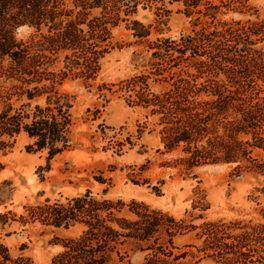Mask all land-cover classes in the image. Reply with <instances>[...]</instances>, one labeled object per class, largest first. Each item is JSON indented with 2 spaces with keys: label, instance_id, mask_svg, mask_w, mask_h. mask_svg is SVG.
I'll list each match as a JSON object with an SVG mask.
<instances>
[{
  "label": "trees",
  "instance_id": "1",
  "mask_svg": "<svg viewBox=\"0 0 264 264\" xmlns=\"http://www.w3.org/2000/svg\"><path fill=\"white\" fill-rule=\"evenodd\" d=\"M181 1L188 15L214 17L209 10L216 6L200 9L202 0ZM139 2L0 0V154L13 147L20 133L30 139L27 151H46L48 160L76 146L75 95L60 87L71 75L84 80L96 75L99 59L112 47V28L128 20ZM133 22L134 36L149 35L150 24ZM19 26L31 27L34 33L26 40L17 39ZM220 26L181 37L182 49L168 38L151 44L157 60L188 50L196 69L186 73L189 78L173 79L162 92L152 91L144 74L125 83L134 91L131 101L158 116L165 151L180 149L176 163L185 169L229 164L237 176L264 175V82L249 80L255 71H264V51L253 47L264 40V19ZM152 64L154 72L159 71V61ZM221 72L224 78H218ZM200 74L206 78L198 83ZM95 180L105 182L102 177ZM8 213L0 214L1 223ZM30 221L65 229L77 223L83 227L77 237L63 241V251L49 264H125L135 251L146 252L144 264H195L185 259L188 253L196 257L194 252H173V238L196 226L143 202L126 204L87 189L65 202L46 199L27 206L22 222ZM198 227L202 243L197 251L205 256L221 264H264V224L218 220ZM0 264H31V260L12 257L0 241Z\"/></svg>",
  "mask_w": 264,
  "mask_h": 264
},
{
  "label": "rangeland",
  "instance_id": "2",
  "mask_svg": "<svg viewBox=\"0 0 264 264\" xmlns=\"http://www.w3.org/2000/svg\"><path fill=\"white\" fill-rule=\"evenodd\" d=\"M209 4L216 6L209 10L214 17L188 15L181 0H140L136 12L112 28V47L99 59L96 75L88 80L71 75L60 87L75 95L72 132L76 146L48 160L46 151H27L30 139L20 133L13 147L0 154V214L10 212L5 223L0 219V241L12 257L21 255L31 264H49L63 251V241L77 237L83 227L79 223L66 229L39 221L24 223L27 206L46 199L65 202L87 189L98 197L119 198L126 204L132 200L143 202L195 225L173 238L177 247L173 252H194L196 257L188 253L185 259L195 264H221L197 251L202 238L196 234L203 222L241 220L264 224V175L237 176L229 164L185 169L176 163L180 149L165 151L158 116L152 115L149 107L132 102L134 91L125 83L144 74L149 88L162 92L173 79L189 78L187 72H196L188 50L173 51L163 60L154 59L155 49L150 46L158 38H168L182 49L180 38L202 27L211 30L220 28L221 22L264 19V0H202L199 8ZM134 20L150 24L149 35L134 36ZM33 33V28L19 26L14 34L26 40ZM253 47L264 51V40ZM155 61H159L160 68L156 72L152 64ZM62 65L60 61L58 66ZM218 75L225 77L222 72ZM205 78L200 74L196 80L199 83ZM249 80L251 84L264 82V71H255ZM95 177L105 182L99 183ZM124 215L130 216L128 212ZM145 254L131 252L124 263L144 264Z\"/></svg>",
  "mask_w": 264,
  "mask_h": 264
}]
</instances>
